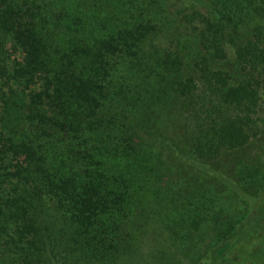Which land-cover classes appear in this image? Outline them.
<instances>
[{
  "label": "trees",
  "instance_id": "obj_1",
  "mask_svg": "<svg viewBox=\"0 0 264 264\" xmlns=\"http://www.w3.org/2000/svg\"><path fill=\"white\" fill-rule=\"evenodd\" d=\"M194 2L205 10L181 17L198 42L197 71L166 88L185 59L158 42L176 46L172 20ZM228 59L239 82L212 71ZM7 77L0 264H164L155 250L141 253L149 226L164 227L144 205L147 195L163 205L164 180L135 124L169 92L187 111L189 159L245 149L260 132L264 0H183L174 13L167 0H0V82ZM263 214L264 204L243 224L219 226L205 264H230L225 253Z\"/></svg>",
  "mask_w": 264,
  "mask_h": 264
},
{
  "label": "rangeland",
  "instance_id": "obj_2",
  "mask_svg": "<svg viewBox=\"0 0 264 264\" xmlns=\"http://www.w3.org/2000/svg\"><path fill=\"white\" fill-rule=\"evenodd\" d=\"M181 1L167 0V9L174 13L179 10ZM193 5L194 8H187L172 20L171 34L179 36L176 46L169 48L171 45L166 40L158 42L159 51L179 47L178 54L185 59L180 73L165 77L166 88L177 76L189 78L197 71L198 42L191 37L181 17L192 9L205 10L200 2ZM211 64L215 68L212 71L234 75L235 82L244 77L236 71L231 59L214 60ZM8 77L6 82H0V87L11 84ZM170 95L168 92V97L161 103L150 106L135 124L151 154L155 155L151 166L153 172L164 180L163 205L151 201V195L146 196L144 204L158 212L159 216L155 218L163 219L164 227L149 226L150 232L141 246V253L152 254L155 250L156 261L164 264H205L206 245L215 238L217 228L228 220L243 224L248 212L264 204V88L255 116L260 132L245 149L235 154L227 153L214 162L189 159L191 155L183 140L186 110L180 106L178 112L179 106ZM225 255L230 264H264V214L257 222L246 226ZM140 260V264H146L142 258Z\"/></svg>",
  "mask_w": 264,
  "mask_h": 264
}]
</instances>
